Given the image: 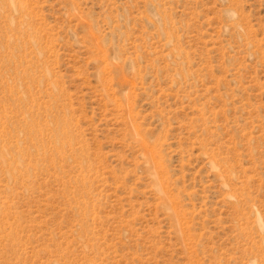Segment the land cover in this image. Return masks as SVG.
<instances>
[{
    "label": "rangeland",
    "instance_id": "374dc122",
    "mask_svg": "<svg viewBox=\"0 0 264 264\" xmlns=\"http://www.w3.org/2000/svg\"><path fill=\"white\" fill-rule=\"evenodd\" d=\"M0 264H264V0H0Z\"/></svg>",
    "mask_w": 264,
    "mask_h": 264
}]
</instances>
